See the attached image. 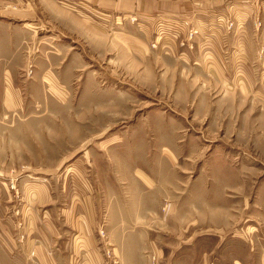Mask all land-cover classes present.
Listing matches in <instances>:
<instances>
[{"label":"rangeland","instance_id":"1","mask_svg":"<svg viewBox=\"0 0 264 264\" xmlns=\"http://www.w3.org/2000/svg\"><path fill=\"white\" fill-rule=\"evenodd\" d=\"M252 1L228 0L222 14L216 4L194 18L185 8L179 18L109 20L81 37L46 14L78 13L74 4L0 0V26L21 33L19 60L0 51V204L14 206L4 216L23 260L209 264L203 238L173 233L163 215L223 206L226 190L229 209L243 206L240 234L262 236L264 0ZM125 23H140L146 41L120 36ZM4 37L14 39L0 28ZM168 167L179 174L162 185ZM136 180L143 193L152 187L159 214L148 210L138 218L146 225L126 228L137 238L119 243L109 206H133Z\"/></svg>","mask_w":264,"mask_h":264},{"label":"crops","instance_id":"2","mask_svg":"<svg viewBox=\"0 0 264 264\" xmlns=\"http://www.w3.org/2000/svg\"><path fill=\"white\" fill-rule=\"evenodd\" d=\"M60 1L74 4L80 10H78V13L63 11L60 16H56L55 12L52 10L46 14H48L50 18L55 19V21L61 24L66 30L76 33L81 32V37H83L85 31L95 35V29L105 26L103 22H108L109 20L117 25L119 24L118 20H125L127 18L142 20L154 15L163 14H172L173 17L179 18L185 8L188 9V12L183 13L184 16L187 15L194 18L200 14L211 15L212 5L216 4L219 5L218 8H220V14H222V5L228 2V0H34V2L39 4L49 3L51 6H53V3H59ZM256 2L257 0H254L252 4L256 5ZM192 5L195 6V9H192ZM199 5H203L202 11L200 9V11L198 10ZM19 15L26 16L31 15V13L13 12L11 17L17 16V18H19ZM0 28H4L8 32H11L14 38H0V44L3 45V48L0 50L1 53H9V57L6 59L17 58L19 60V58H21V53L19 52L16 55V53L13 52V47L20 45V30L6 25H2ZM138 29H141V32H139ZM118 34L131 43H133V40L144 43L148 38L147 31L143 29L140 23L135 25L125 23L124 30L118 32ZM13 35H15V37ZM0 60L2 59L0 58ZM160 159V163L165 165L166 159L164 160L161 156ZM162 166L156 169L161 170ZM168 168L171 169L170 167ZM175 172V170L171 169L172 174L169 173V175H166L164 173L161 177V184L167 183L168 177L170 176L169 180L173 177L177 178L179 173ZM173 173L175 174L174 176ZM144 174L152 181V177L149 174L146 172H144ZM153 177L159 179L160 175H154ZM155 183L157 184L158 182ZM132 185L131 189L133 193L138 194V198L135 202L133 201V206L130 205V208H128L126 207V203H118L119 205H117L115 202L113 204L110 203L109 206L110 219L113 218L114 221L113 225L110 226L109 224V228H118L119 240H117V242L119 243H122L127 237L137 238L132 232H127L126 228L137 220H139L140 223L143 221L146 225L148 219H141L142 221H140L138 218H143L144 215L148 218L147 211L153 209L150 206H154L155 203H158L156 196H151L152 190L150 188L152 187L148 188L146 192L143 193L145 189L143 190L141 181H137L136 184ZM225 194L227 195V190L222 193L223 206H208L205 212H203V205L189 204V207L183 209L179 208L180 205L177 208L170 205L173 206L170 212L163 215L164 218L167 219L165 222H168L165 226L172 228L173 233L179 228H188L189 235L192 236L196 242L203 238L204 247H206L203 249L204 261L209 262V260H212L209 264H253V261H258V263L261 264L264 257V232L262 236L253 233L249 239H245L239 231L242 227L241 222L244 220L243 206L239 213L233 212L229 207L232 203H235V200L228 198ZM145 195L147 197L144 203L142 197ZM175 200H177V194ZM13 207V204L9 206L0 204V264H29L21 257L19 246L13 239L12 223L9 219H5L4 216L5 212L12 211ZM153 212L159 214L157 210L153 209ZM109 222H111V220ZM242 231H244V229ZM261 253H263V257H259ZM197 264H200V262Z\"/></svg>","mask_w":264,"mask_h":264}]
</instances>
